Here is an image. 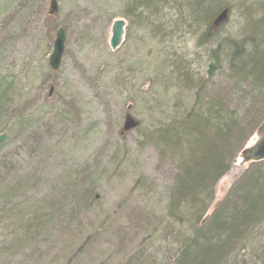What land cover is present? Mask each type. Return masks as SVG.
Segmentation results:
<instances>
[{
    "label": "rangeland",
    "instance_id": "obj_1",
    "mask_svg": "<svg viewBox=\"0 0 264 264\" xmlns=\"http://www.w3.org/2000/svg\"><path fill=\"white\" fill-rule=\"evenodd\" d=\"M57 1L59 11L48 19L50 0H0V78L14 88L12 115L5 123L0 119V134H8L0 156L22 144L18 122L28 119L43 142L20 168L39 183L18 198L14 210L21 215L34 206L47 209L52 192L75 172L84 170L83 190L91 194L62 208L27 244L7 232L15 221L0 213V264H120L139 253L142 264H170L177 248L162 235L170 220L174 169L160 162L144 130L174 110L176 93L159 83L171 84L170 56H186L203 71L206 53L196 49L194 35L178 36L176 30L171 35V25L156 28L150 24L157 23L126 17V0ZM226 1L232 12L221 32L236 36L245 23L244 10L263 0ZM120 17L127 26L113 51L111 26ZM59 27L67 38L61 66L53 71L48 61ZM51 85L55 90L48 97ZM126 113L141 122L138 129L122 132ZM255 139L254 134L247 146ZM250 165L236 161L220 179L208 214Z\"/></svg>",
    "mask_w": 264,
    "mask_h": 264
},
{
    "label": "trees",
    "instance_id": "obj_2",
    "mask_svg": "<svg viewBox=\"0 0 264 264\" xmlns=\"http://www.w3.org/2000/svg\"><path fill=\"white\" fill-rule=\"evenodd\" d=\"M226 2H125L126 17L157 23L150 24L156 28L171 25V35L176 31L178 36L194 35L196 49L204 50L207 58L200 71L186 56H170L171 84L159 83L163 90L172 88L176 93L174 110L169 116L160 114L161 120L144 130L145 142L156 150L160 162L174 169L168 191L170 220L162 235L165 241L171 237L177 248L170 264H264V161L251 163L208 214L216 185L232 170L264 120V0L244 10L245 23L236 36L221 32L227 21L213 29L225 8L230 18L232 7ZM13 89L12 83L0 78V119L4 123L12 115ZM18 124L17 139L22 144L0 156V213L8 216L9 222L15 221L7 232L20 237L16 239L19 244H27L43 234L47 221L59 216L62 208L79 205L91 190H83L84 170L75 172L78 174L68 176L70 181H63L62 187L52 192L47 209L34 206L23 215L14 210L19 197L39 187L33 173L22 174L20 168L43 142L40 133L31 130L28 119L20 118ZM140 126L141 122L136 129ZM16 192L20 194L16 196ZM14 197L17 200L13 201ZM139 254L120 264H142Z\"/></svg>",
    "mask_w": 264,
    "mask_h": 264
},
{
    "label": "water",
    "instance_id": "obj_3",
    "mask_svg": "<svg viewBox=\"0 0 264 264\" xmlns=\"http://www.w3.org/2000/svg\"><path fill=\"white\" fill-rule=\"evenodd\" d=\"M59 11L57 0H50L49 14L56 15ZM228 19V11H222L216 18L213 28L216 29ZM126 28V20L124 18H117L113 21L111 26V37L109 44L112 50H117L123 42V36ZM66 32L63 27L59 28L56 33V38L53 44V51L49 58V65L52 70H58L65 51ZM54 86L51 87L50 95L53 93ZM138 125L130 115H127L124 131L134 128ZM7 133L0 134V144L7 138ZM256 139L250 146H246L239 154L240 163L246 165L253 162L264 160V120L258 127L255 133Z\"/></svg>",
    "mask_w": 264,
    "mask_h": 264
},
{
    "label": "bare ground",
    "instance_id": "obj_4",
    "mask_svg": "<svg viewBox=\"0 0 264 264\" xmlns=\"http://www.w3.org/2000/svg\"><path fill=\"white\" fill-rule=\"evenodd\" d=\"M224 10H227L228 11V9L227 8H225ZM214 29V28H213ZM213 30L211 29V32H212Z\"/></svg>",
    "mask_w": 264,
    "mask_h": 264
}]
</instances>
